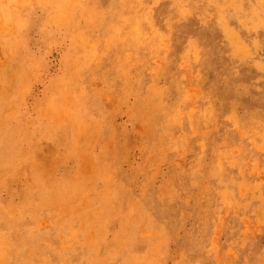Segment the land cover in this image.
<instances>
[{
  "label": "rangeland",
  "instance_id": "obj_1",
  "mask_svg": "<svg viewBox=\"0 0 264 264\" xmlns=\"http://www.w3.org/2000/svg\"><path fill=\"white\" fill-rule=\"evenodd\" d=\"M0 264H264V0H0Z\"/></svg>",
  "mask_w": 264,
  "mask_h": 264
}]
</instances>
